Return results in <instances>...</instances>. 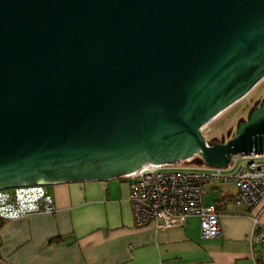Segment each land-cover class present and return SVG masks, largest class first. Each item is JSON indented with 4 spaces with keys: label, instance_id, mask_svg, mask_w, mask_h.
<instances>
[{
    "label": "water",
    "instance_id": "1",
    "mask_svg": "<svg viewBox=\"0 0 264 264\" xmlns=\"http://www.w3.org/2000/svg\"><path fill=\"white\" fill-rule=\"evenodd\" d=\"M263 79L264 0H0V189L264 151L202 131Z\"/></svg>",
    "mask_w": 264,
    "mask_h": 264
},
{
    "label": "crops",
    "instance_id": "2",
    "mask_svg": "<svg viewBox=\"0 0 264 264\" xmlns=\"http://www.w3.org/2000/svg\"><path fill=\"white\" fill-rule=\"evenodd\" d=\"M205 188L206 203L226 200L215 238L202 236L198 216L165 230L137 225L122 177L48 184L54 212L0 220V264H262L252 235L256 215L264 230V200L237 207L235 182Z\"/></svg>",
    "mask_w": 264,
    "mask_h": 264
},
{
    "label": "built area",
    "instance_id": "3",
    "mask_svg": "<svg viewBox=\"0 0 264 264\" xmlns=\"http://www.w3.org/2000/svg\"><path fill=\"white\" fill-rule=\"evenodd\" d=\"M198 157L200 152L174 162H150L121 176L129 184L137 225L165 230L183 226L189 216H198L202 236L215 238L222 235L221 211L215 202H205L206 184L235 182L237 207L252 209L264 200V151L235 154L227 166L194 163ZM55 210L54 197L44 184L0 189L1 218ZM252 239L260 246L257 253L264 264V230L257 215Z\"/></svg>",
    "mask_w": 264,
    "mask_h": 264
},
{
    "label": "rangeland",
    "instance_id": "4",
    "mask_svg": "<svg viewBox=\"0 0 264 264\" xmlns=\"http://www.w3.org/2000/svg\"><path fill=\"white\" fill-rule=\"evenodd\" d=\"M264 98V79L245 98L227 108L218 117L204 127L203 133L208 142H224L235 135L240 118L246 120L252 108ZM250 102H253L250 105ZM195 163V161H194ZM193 162L191 164H194ZM186 164V163H182ZM187 165V164H186Z\"/></svg>",
    "mask_w": 264,
    "mask_h": 264
},
{
    "label": "trees",
    "instance_id": "5",
    "mask_svg": "<svg viewBox=\"0 0 264 264\" xmlns=\"http://www.w3.org/2000/svg\"><path fill=\"white\" fill-rule=\"evenodd\" d=\"M215 141H211L210 143H214ZM196 161V160H195ZM196 163V162H195ZM221 201L222 200H219V201H215V203L217 204L218 208H221L223 207V204L226 200H223V204H221ZM3 218L0 217V220H2ZM55 241H59V238H54V239H51L50 242H55Z\"/></svg>",
    "mask_w": 264,
    "mask_h": 264
},
{
    "label": "bare ground",
    "instance_id": "6",
    "mask_svg": "<svg viewBox=\"0 0 264 264\" xmlns=\"http://www.w3.org/2000/svg\"><path fill=\"white\" fill-rule=\"evenodd\" d=\"M259 84H260V83H259ZM217 117H218V116H217ZM208 124H209V123H208ZM208 124H207V125H208ZM207 125H205V126H207ZM47 186H48V185H47Z\"/></svg>",
    "mask_w": 264,
    "mask_h": 264
}]
</instances>
